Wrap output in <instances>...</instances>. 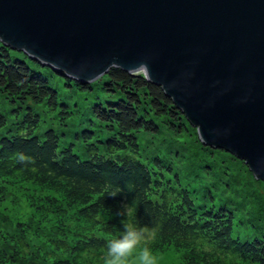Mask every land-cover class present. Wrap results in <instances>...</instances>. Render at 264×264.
<instances>
[{
    "label": "trees",
    "instance_id": "trees-1",
    "mask_svg": "<svg viewBox=\"0 0 264 264\" xmlns=\"http://www.w3.org/2000/svg\"><path fill=\"white\" fill-rule=\"evenodd\" d=\"M12 50L0 41V96L12 102L15 111L9 124L0 108V128L11 131L0 134V198L12 182L53 193L40 196L36 222L23 221L3 235L7 247L0 250V264L100 263L107 240L123 231L124 217L117 213L128 207L134 209L135 222L155 231L150 242L154 252L173 247L194 264H231L235 258L264 264V236L232 235L234 207L225 201L203 202L207 194L200 196L183 180L211 177L216 185L213 179L225 180L232 172V165L219 163L221 155L232 153L181 139V132L193 125L160 85L138 72L110 67L95 81H102L113 98L91 106L96 116L89 119L92 125L78 129L69 122L74 109L61 102L59 117L80 145L60 144L52 127L34 132L40 123L35 103L51 109L60 103L58 89L41 69L64 77L76 91L92 89V81L65 75L23 51L12 55ZM142 132L155 137L153 152L141 148ZM17 153L34 163H17ZM117 187L119 194L109 196ZM209 196L215 197L212 191ZM256 202L261 210L257 197ZM28 235L36 240L31 242Z\"/></svg>",
    "mask_w": 264,
    "mask_h": 264
},
{
    "label": "water",
    "instance_id": "water-1",
    "mask_svg": "<svg viewBox=\"0 0 264 264\" xmlns=\"http://www.w3.org/2000/svg\"><path fill=\"white\" fill-rule=\"evenodd\" d=\"M0 41L85 82L146 63L202 143L264 181V0H0Z\"/></svg>",
    "mask_w": 264,
    "mask_h": 264
},
{
    "label": "rangeland",
    "instance_id": "rangeland-1",
    "mask_svg": "<svg viewBox=\"0 0 264 264\" xmlns=\"http://www.w3.org/2000/svg\"><path fill=\"white\" fill-rule=\"evenodd\" d=\"M11 53L12 55H22L21 51L17 50H12ZM36 68L41 69L37 65ZM41 70L49 77L50 83L58 89L60 103L56 109L48 108L43 103H35L34 110L40 115V123L34 132L41 133L45 129L52 127L60 135V144L72 141L75 145H80V142L68 128V124L64 123L59 117L61 102H67L74 109L75 112L69 122L77 123L78 126L76 127L81 129L86 125H92L89 119H95L96 117L94 112L91 111V106L97 101L105 104L108 99L113 98V94L102 87V81L96 82V79L92 80L93 88L88 91L72 90L69 85L64 83V77L51 69ZM0 108L6 114L7 121L10 124L15 119L12 102L0 96ZM6 128L7 126L0 128V134H9L11 132L7 131ZM180 135L181 139L188 144L202 142L196 126H187ZM138 140L144 152H153L155 137L149 133L142 132L138 136ZM221 156L219 163L232 165V172L229 177H225V180L222 179L223 177H216V179H213L216 185L212 183L211 177H183V180L187 182L189 188L197 189L200 196L204 195V193L207 194V197L203 198V202L206 201L217 205L219 202L225 201L228 205L234 207L235 218L232 235L239 236L241 239L251 238L254 235L264 236V181L255 177L253 171L243 159L234 154L229 157L224 152ZM210 191L214 193V199L209 196ZM47 193L52 194L53 192L43 190L27 182H12L8 184L4 197L0 198V250L7 247L2 242L3 235L7 231L23 221L36 222L41 217L40 211L36 210V204L39 203L40 196ZM256 197L262 203L261 210L256 202ZM27 239L34 242L33 240H36V237L28 235ZM181 252V250L169 247L163 251L154 252V254L157 257L158 264H194L183 260ZM96 264H103V261ZM130 264H134V261H130ZM231 264L254 263L235 258Z\"/></svg>",
    "mask_w": 264,
    "mask_h": 264
},
{
    "label": "clouds",
    "instance_id": "clouds-1",
    "mask_svg": "<svg viewBox=\"0 0 264 264\" xmlns=\"http://www.w3.org/2000/svg\"><path fill=\"white\" fill-rule=\"evenodd\" d=\"M110 67H120L115 62ZM138 75L145 79H151L147 64L141 62L137 69ZM16 162L28 166L34 163L33 159L24 153L16 154ZM121 190L117 187L109 192V196L115 197ZM117 215L124 217L122 221L123 231L117 238H111L106 242L103 254V264H158L151 241L155 239V231L147 225H139L134 220V209L126 208Z\"/></svg>",
    "mask_w": 264,
    "mask_h": 264
}]
</instances>
